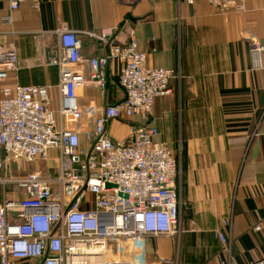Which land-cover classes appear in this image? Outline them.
<instances>
[{"label":"crops","instance_id":"crops-1","mask_svg":"<svg viewBox=\"0 0 264 264\" xmlns=\"http://www.w3.org/2000/svg\"><path fill=\"white\" fill-rule=\"evenodd\" d=\"M245 1L243 12L206 0H41L39 9L25 1L11 12L9 0H0V46H14L19 58L5 85L49 86L54 109L60 102L55 61L63 29L77 34L88 75L89 60L105 56L112 44H128L132 35L147 66L177 72L172 93L156 99L146 125L156 127L168 146H183L184 232L147 237L137 264H220L225 254L216 231L227 236L237 264L264 258V52L260 62L252 52L254 40L264 46V0ZM9 15L13 22L6 24ZM104 34H110L106 41ZM119 72V63L110 62L105 96L94 85L83 89L86 129L105 103L125 99ZM81 141L88 148L84 132ZM52 158L14 172L45 173L54 167ZM257 225L262 227L255 232Z\"/></svg>","mask_w":264,"mask_h":264},{"label":"built area","instance_id":"built-area-1","mask_svg":"<svg viewBox=\"0 0 264 264\" xmlns=\"http://www.w3.org/2000/svg\"><path fill=\"white\" fill-rule=\"evenodd\" d=\"M25 1L34 9L41 4L9 0L10 11ZM206 1L224 11L246 10L245 0ZM4 20L11 24L13 17ZM252 52L260 62L264 46L254 40ZM112 61L119 63L116 82L125 99L105 103L93 128L86 129L81 93L94 85L105 96ZM82 63L77 34L60 30L55 61L60 102L54 109L49 86L5 85L19 58L14 46H0V264H137L147 237L184 232L181 160L159 139L160 131L146 125L156 99L172 93L177 72L147 66L134 35L128 44H112L105 56L89 60V75ZM51 158L56 165L45 173L13 175L15 163L23 172L22 163ZM215 236L224 246L220 264H237L225 233ZM250 264H264V258Z\"/></svg>","mask_w":264,"mask_h":264},{"label":"rangeland","instance_id":"rangeland-1","mask_svg":"<svg viewBox=\"0 0 264 264\" xmlns=\"http://www.w3.org/2000/svg\"><path fill=\"white\" fill-rule=\"evenodd\" d=\"M168 147L176 154V156L178 158L181 159V177L180 178H181V181H182L183 173H184V169H185V166H184L185 164H184V159H183V146H180L178 144H174L173 146H168ZM55 165L56 164L54 163V166ZM29 166L30 165L28 163H22L21 164V168H26L27 167L28 170H32V168H29ZM13 167H15V168L18 167V164L17 163L13 164ZM13 175H15V172H13ZM0 176L3 177V172L2 171H0ZM0 191H1V189H0Z\"/></svg>","mask_w":264,"mask_h":264},{"label":"trees","instance_id":"trees-1","mask_svg":"<svg viewBox=\"0 0 264 264\" xmlns=\"http://www.w3.org/2000/svg\"><path fill=\"white\" fill-rule=\"evenodd\" d=\"M111 104H113V103H111ZM185 155H184V150H183V159H184V164H185V157H184ZM185 166V165H184ZM183 220H184V218H183Z\"/></svg>","mask_w":264,"mask_h":264},{"label":"bare ground","instance_id":"bare-ground-1","mask_svg":"<svg viewBox=\"0 0 264 264\" xmlns=\"http://www.w3.org/2000/svg\"><path fill=\"white\" fill-rule=\"evenodd\" d=\"M246 2V1H245Z\"/></svg>","mask_w":264,"mask_h":264}]
</instances>
